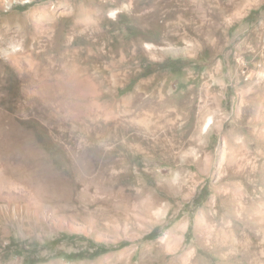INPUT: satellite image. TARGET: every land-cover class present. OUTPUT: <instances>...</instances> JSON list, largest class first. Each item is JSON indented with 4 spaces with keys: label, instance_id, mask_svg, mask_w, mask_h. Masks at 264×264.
Instances as JSON below:
<instances>
[{
    "label": "rangeland",
    "instance_id": "374dc122",
    "mask_svg": "<svg viewBox=\"0 0 264 264\" xmlns=\"http://www.w3.org/2000/svg\"><path fill=\"white\" fill-rule=\"evenodd\" d=\"M0 264H264V0H0Z\"/></svg>",
    "mask_w": 264,
    "mask_h": 264
},
{
    "label": "bare ground",
    "instance_id": "6f19581e",
    "mask_svg": "<svg viewBox=\"0 0 264 264\" xmlns=\"http://www.w3.org/2000/svg\"><path fill=\"white\" fill-rule=\"evenodd\" d=\"M121 13V11H119V10H115V11H113V12H111V18L112 19H116L117 18V16L119 15ZM147 40V38L146 37H144V36H142V35H140L139 37H137V38H135V42L137 43V45H139L140 43H143V41H146ZM148 49L149 50H151L152 49V47L148 44ZM142 84V83H141ZM119 86H121V85H118V87Z\"/></svg>",
    "mask_w": 264,
    "mask_h": 264
},
{
    "label": "built area",
    "instance_id": "2783aa9c",
    "mask_svg": "<svg viewBox=\"0 0 264 264\" xmlns=\"http://www.w3.org/2000/svg\"><path fill=\"white\" fill-rule=\"evenodd\" d=\"M263 68V64H259V66L252 72V76H260L261 75V69Z\"/></svg>",
    "mask_w": 264,
    "mask_h": 264
}]
</instances>
